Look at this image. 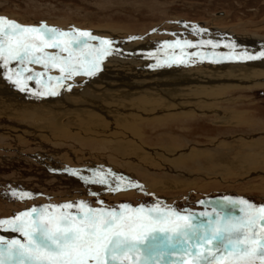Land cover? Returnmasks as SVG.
Returning a JSON list of instances; mask_svg holds the SVG:
<instances>
[{
	"label": "rangeland",
	"instance_id": "374dc122",
	"mask_svg": "<svg viewBox=\"0 0 264 264\" xmlns=\"http://www.w3.org/2000/svg\"><path fill=\"white\" fill-rule=\"evenodd\" d=\"M0 18L54 29L70 37L90 33L95 39L78 38L92 45L107 40V48L126 51L124 55L108 50L99 61L100 70L116 74L107 81L116 88L106 90L102 79L94 85L101 90L94 95L102 99L101 107L107 110L110 105L108 111L121 112L118 116L122 120L105 134L99 133V126L92 136L84 132L76 138L42 129L37 139L35 134L22 135L24 131L16 127L22 121L0 117V221L33 209L39 213L59 208L79 215L81 204L105 211H120L124 205L145 210L159 207L160 211L196 217L242 210L229 200L264 207V0H0ZM243 46L246 50L242 53H227V60L206 55ZM71 47L76 69L82 61L97 56L92 51L97 48L83 44ZM216 47L219 50H214ZM162 48H171L173 56H165L166 50L157 52ZM44 51L63 59L69 55L55 48ZM153 51L159 55L144 58L141 54ZM241 54L259 59L254 63L232 59ZM231 62L238 65L236 71L219 69ZM26 67L52 77L69 76L59 67L9 60L7 66L0 61L1 82L9 86L10 75ZM244 71L254 76L260 73V77H237ZM182 74H199L201 79L185 78L184 84L174 86L172 80ZM68 76L65 83L74 87V93L84 90L79 84L86 83L85 77L73 82ZM165 87L222 89L174 102L160 95ZM89 91L94 93L92 88ZM64 94L73 95L68 88ZM135 98L147 99V103L160 99L171 107L158 102L149 116H143L141 108L137 109L142 103H136ZM180 103L187 110L177 108ZM126 109L133 112L125 113ZM69 204L72 209H63ZM221 218L238 221L242 217ZM198 221L196 218L198 225H204ZM0 235L4 247L18 238L27 242L13 227ZM189 244L193 256L198 248L216 247L201 245L196 237L170 247L167 236L158 233L155 241L142 247L141 264H191L192 257L184 251ZM255 264H261L260 260Z\"/></svg>",
	"mask_w": 264,
	"mask_h": 264
},
{
	"label": "snow or ice",
	"instance_id": "6c2138e0",
	"mask_svg": "<svg viewBox=\"0 0 264 264\" xmlns=\"http://www.w3.org/2000/svg\"><path fill=\"white\" fill-rule=\"evenodd\" d=\"M69 37L70 34L54 29L42 31L40 28L21 27L0 18V61L5 66L9 60H17L21 64L35 63L45 68L51 65L52 68L59 67L61 73L75 74L77 69L71 46L81 44L78 37L95 38L90 33ZM98 43L101 47L92 49L97 56L81 62L88 75L99 70L102 54L108 52L104 46L109 45V41ZM83 47L88 45L83 44ZM46 48L67 52L68 58L49 55L44 51ZM17 76H20L19 72ZM100 182L103 183L102 178ZM121 183L116 184L117 190L121 189ZM228 203L241 205L244 217L238 221H223L218 216L215 222L209 219L207 227L198 225L195 215H179L172 210L162 212L159 207L145 210L124 205L120 211H105L81 204L79 215L59 208L51 212L44 209L39 213L33 209L13 220L0 221V227L11 225L27 241L13 240L7 247L0 241V264H141L142 247L149 241H155L158 233L167 236L170 247L187 243L197 233H200L201 245H216L215 250L198 248L193 256L192 245L189 244L184 251L192 257L191 264H222L223 261L255 264L257 259L264 264V207L253 208L245 200H229ZM62 207L67 210L73 206ZM203 215L207 216V213ZM221 252L224 255H220Z\"/></svg>",
	"mask_w": 264,
	"mask_h": 264
},
{
	"label": "bare ground",
	"instance_id": "6f19581e",
	"mask_svg": "<svg viewBox=\"0 0 264 264\" xmlns=\"http://www.w3.org/2000/svg\"><path fill=\"white\" fill-rule=\"evenodd\" d=\"M131 64H135V62L132 63V61H131ZM29 65H31V63ZM244 66H246V65H244ZM101 67H102V65H101ZM236 67L234 66V63L231 62L228 64H222L219 67V69H221L222 72H224L226 69H229V70H231V72H234V71H236ZM241 67H239V69L243 68V67L242 68ZM77 68H79V69H77V72L75 74L69 75L70 76L69 80L73 81V79H76L79 76H82V77H85L86 83L79 84L83 87L84 90L76 91L75 93H74L75 89H73L74 87L72 85H67L65 83V81H67L66 76H68V75H66V76L61 75L60 77H52L51 75H48L47 73H36V71H34L32 68H29V67H26L23 69L20 68V71H19L20 76H17V74L10 75L11 80L9 82H7V83H9L8 84L9 86H7L3 82H1V81H4L3 79L0 80V98H1L0 99V117H3L4 119L12 118L15 120L22 121V124H19V125L16 124L17 128H20V129H22V131H24V132H22L20 130L22 132V135L30 136V135L35 134L37 139H40L39 133H40V130H42V129H47V130H50L51 132H59V133L64 134V135L68 134V135L76 138L77 137L76 134L80 135V134H84V132H86V135L91 134V136H92V134L96 131L95 127L99 126L100 127L99 133L101 132L102 135H103V133L105 134V132H107V129L115 126L116 122L122 121L120 119L121 117L118 116L121 114V112H120V114L118 113V115H117L113 111H108V109L111 107L110 105H109V108L107 110L105 107H101L102 105L100 104L101 103L100 100H102V99L99 98L98 96L94 95L95 92H99L101 90H99V87H96L94 85L99 84V82L101 84V81L103 79V80H105L103 82L105 84L106 90H111V89L113 90L116 87L112 86V84L111 85L108 84L107 81H109V79H111L116 74L113 73L112 70L110 71V73H107L106 71H102L99 69V70L93 72L92 75H88L86 70H85V67H77ZM25 69H28L30 71H25ZM237 70H238V68H237ZM216 71L217 70H215V72ZM251 71L250 72L244 71L245 74H241V75L238 73L239 75H237V77H243V76L244 77H247V76H249V77H257V76L260 77L259 76L260 73L256 72L255 73L256 76H254L253 72H251ZM13 72L14 71H12V74H13ZM81 72L85 73V76ZM165 72H166V70H165ZM188 75H190V74H188ZM188 75L185 76L184 74H182L180 77H176L177 79H174L175 81L172 80L173 85L175 86V84H176L179 86L181 84H184L185 78L191 79V78L197 77V78L201 79L200 78L201 76L199 74H194V77H193V75H190V76H188ZM228 76H231V75H226V77H228ZM82 77H79V78H82ZM189 77H191V78H189ZM233 77H236V76L233 75ZM69 80H68V83H70ZM17 81H20V82L18 83ZM75 82H76V80H75ZM21 84L23 85V87L21 86ZM158 84H160V83H158ZM158 84H157V86L161 87L162 83L160 85H158ZM120 86H118V88ZM100 87H102V86H100ZM132 87L133 86L131 85L130 88H132ZM67 88L73 94L70 97L68 95L64 94L65 91H67ZM89 88H92L94 93H90ZM165 88H167V89L166 90L163 89L160 91V95H162L163 97L164 96L168 97L167 99H169L171 101L175 100L174 102H176L178 98L186 99V98L193 97V96L199 97L204 93V91L208 90V91H206V93H209L210 90H212V89L199 88V87H192V88H187V89L175 88V87H172V88L171 87L170 88L165 87ZM218 88L222 89V87H215L213 89L218 90ZM215 90H212V91H215ZM53 92H55V94H52ZM132 94H134V93H132ZM102 95H104V94H102ZM127 95H130V92H128ZM116 96H118V94ZM74 97H80L81 100H75L76 98H74ZM109 97L112 98V96H109ZM127 98L128 97H126V99ZM113 99L116 100L114 98V96H113ZM120 99H122V98H120ZM130 101H132V100H130ZM134 101L135 102L139 101V102H136L138 104L142 103L137 109L141 108L140 114L143 116H149V114L152 113L151 112L152 110L150 111V109L152 108V106L157 105L158 102L160 104H163L164 105L163 107H168V108L171 107L170 103H164V102L162 103V100H160V99L158 100V102L154 101V102H150V103H147V99L144 101H141V99L138 100V98H137ZM119 102H120V100H119ZM125 103H126V101H125ZM106 104H107V102H106ZM114 104H115V102H114ZM132 104H133V102H132ZM122 105H124V104H122ZM107 107H108V105H107ZM114 107H117V106H114ZM185 107H186V105H183V103H180L177 105V108H179L181 110H183V109L187 110V108H185ZM187 107H189V106H187ZM114 110H116V108ZM118 110H116V111H118ZM127 111L133 112V110L126 109L125 113H128ZM128 115H130V114H128ZM121 116L123 117V114ZM123 118H126V117H123ZM128 119L131 120V118H128ZM4 121H6V120H4ZM75 121L80 122V123L78 125H76V124H74ZM46 125L48 127H46ZM12 127H15V126H12ZM25 131H28V132L26 133ZM42 131L44 132V130H42ZM49 133L47 132V134H49ZM5 136L6 135H4L3 137H5ZM21 138H23V137H21ZM172 162H170V163L173 165L176 163L175 161H172ZM175 165H177V163ZM218 216L219 217H223V216L233 217L235 215H233V214H216V215H213V216H210L207 218L205 216H198L196 218H197V220H199L198 222H200V220H201V222L204 223V225H206V223L208 222L209 219L214 221L215 219L218 218ZM9 227H12V226L11 225H4V226L0 227V233L2 231H4L5 228H9ZM11 234H12V231H11ZM4 236H6V235H4ZM199 236H200V233H197L196 238H199ZM18 240H19V238H18Z\"/></svg>",
	"mask_w": 264,
	"mask_h": 264
},
{
	"label": "water",
	"instance_id": "95a60500",
	"mask_svg": "<svg viewBox=\"0 0 264 264\" xmlns=\"http://www.w3.org/2000/svg\"><path fill=\"white\" fill-rule=\"evenodd\" d=\"M3 19H5V20H7L6 18H3ZM9 21V20H8ZM10 22H12V21H10ZM18 24V23H17ZM21 27H30V28H40L42 31L44 30V29H48V28H44V27H34V26H28V25H20ZM58 32V31H57ZM69 38H71V37H69ZM65 39H68V38H65ZM81 40V44H87L88 46H91V47H93V48H100L101 46L100 45H92V44H89V43H87V42H85V40H82V39H80ZM105 48H107L106 46H104ZM108 50H110L111 52H118V53H123L124 55L126 54V51H121V50H118V49H116V48H107ZM215 49H217V47L216 48H214V50ZM163 50H166L167 51V53L165 54V56H173V50L171 49V48H162V49H160L159 51H157V52H160L161 53V51H163ZM183 50V49H182ZM217 50H219V49H217ZM244 50H246V47L245 46H243V47H241V48H234V49H232L231 47L230 48H224V49H220L218 52H212L213 54H206V55H208V56H214L215 58H216V60L217 59H219V60H227L228 58V55H227V53H229V52H232V53H237L238 51L239 52H243ZM155 51H153V52H145V53H141L142 55H143V57L144 58H146V57H155V56H158V55H155ZM157 54V53H156ZM231 54V53H230ZM145 55V56H144ZM226 56V57H225ZM239 57H237V58H232L233 60H235V61H238V60H240V59H243V61H247V60H249V62H251V63H254L257 59H259V58H256V57H253V54H249V55H244V54H241V55H238ZM230 57V56H229ZM234 57H236V56H234ZM159 58H161V57H159ZM263 206H260V207H253V208H256V209H259V208H262ZM223 214H233V215H235L234 217L236 218V217H244V215H245V211H242V210H239V211H234V212H223ZM199 216H203V214H201V215H199ZM210 216H213V214H207V217H210ZM214 222V221H213Z\"/></svg>",
	"mask_w": 264,
	"mask_h": 264
}]
</instances>
